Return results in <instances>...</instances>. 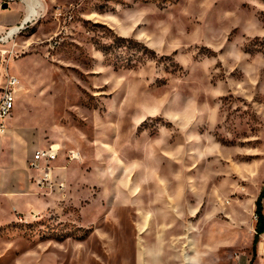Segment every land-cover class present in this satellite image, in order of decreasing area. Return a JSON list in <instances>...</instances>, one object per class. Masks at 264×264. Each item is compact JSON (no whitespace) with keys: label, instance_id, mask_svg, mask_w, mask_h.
<instances>
[{"label":"rangeland","instance_id":"1","mask_svg":"<svg viewBox=\"0 0 264 264\" xmlns=\"http://www.w3.org/2000/svg\"><path fill=\"white\" fill-rule=\"evenodd\" d=\"M42 2L0 41V264H264V0Z\"/></svg>","mask_w":264,"mask_h":264},{"label":"built area","instance_id":"2","mask_svg":"<svg viewBox=\"0 0 264 264\" xmlns=\"http://www.w3.org/2000/svg\"><path fill=\"white\" fill-rule=\"evenodd\" d=\"M12 2L14 0H2V2ZM2 74L1 86H0V135H4L7 130V118L9 117L13 106L15 94L17 93L19 80L8 74L5 70L1 69ZM58 151L54 149V146H50L48 149L36 150L29 160L28 168L37 173V185L48 186L51 184V164L56 160ZM75 157V156H71ZM262 255H264V247L261 249Z\"/></svg>","mask_w":264,"mask_h":264},{"label":"crops","instance_id":"3","mask_svg":"<svg viewBox=\"0 0 264 264\" xmlns=\"http://www.w3.org/2000/svg\"><path fill=\"white\" fill-rule=\"evenodd\" d=\"M44 8L42 0H14L8 4L6 10L2 9V14L0 15V29L8 27L10 30L12 27H17L18 25L22 28V26L27 25L31 21H35L41 15ZM2 142V137H0V143L2 144ZM3 161L5 160L0 156V163ZM7 162L11 166V171L17 170L18 165L14 156H12ZM21 176V174L18 175V183L21 182Z\"/></svg>","mask_w":264,"mask_h":264},{"label":"trees","instance_id":"4","mask_svg":"<svg viewBox=\"0 0 264 264\" xmlns=\"http://www.w3.org/2000/svg\"><path fill=\"white\" fill-rule=\"evenodd\" d=\"M264 198V186L262 187V190L255 201V215L257 219V225H256V230H255V235H254V240H253V246L255 247L257 243V239L259 235H261L264 232V218L262 214V199Z\"/></svg>","mask_w":264,"mask_h":264},{"label":"bare ground","instance_id":"5","mask_svg":"<svg viewBox=\"0 0 264 264\" xmlns=\"http://www.w3.org/2000/svg\"><path fill=\"white\" fill-rule=\"evenodd\" d=\"M34 13V12H33ZM27 14V13H26ZM31 15V14H30ZM27 17V16H26ZM28 18V17H27ZM30 18V17H29ZM31 21V20H30ZM26 24V23H25ZM19 29H21V27H13V28H11L10 29V31L8 32V36L5 38V39H3V40H0V41H2L3 43L7 40V39H9V38H12L14 35H16L17 33H18V30ZM19 87V86H18Z\"/></svg>","mask_w":264,"mask_h":264},{"label":"water","instance_id":"6","mask_svg":"<svg viewBox=\"0 0 264 264\" xmlns=\"http://www.w3.org/2000/svg\"><path fill=\"white\" fill-rule=\"evenodd\" d=\"M2 9H6L7 8V4L6 3H3L2 6H1Z\"/></svg>","mask_w":264,"mask_h":264}]
</instances>
